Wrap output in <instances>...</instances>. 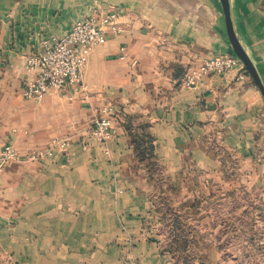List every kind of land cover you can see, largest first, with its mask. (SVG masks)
I'll use <instances>...</instances> for the list:
<instances>
[{
    "label": "crops",
    "instance_id": "1",
    "mask_svg": "<svg viewBox=\"0 0 264 264\" xmlns=\"http://www.w3.org/2000/svg\"><path fill=\"white\" fill-rule=\"evenodd\" d=\"M208 3V20L197 25L198 16L182 17L174 0H0V150L13 138L22 156L47 152L40 164L20 160L0 173V249L30 214L48 210L56 188L74 184L80 193L89 185L94 199L106 196L107 228L112 208L124 214L117 225L128 226L134 204L153 211L157 195L170 207L190 204L214 180L228 187L227 154H256L264 96L241 60L225 75L205 76L198 89L182 85L205 56L232 52L221 4ZM231 5L236 34L264 82V0ZM110 10L122 31L92 51L86 89L51 92L40 105L28 99L26 56L84 16ZM108 108L115 137L104 144L90 130ZM55 138L70 140L68 149L55 147Z\"/></svg>",
    "mask_w": 264,
    "mask_h": 264
},
{
    "label": "rangeland",
    "instance_id": "2",
    "mask_svg": "<svg viewBox=\"0 0 264 264\" xmlns=\"http://www.w3.org/2000/svg\"><path fill=\"white\" fill-rule=\"evenodd\" d=\"M174 1L180 6L182 17L190 16L192 20L198 16L197 25H204L205 17L208 20L204 8L210 5L208 2L214 4V0ZM225 54L237 57L232 48L231 53H214L203 59ZM202 62L192 71L198 70ZM24 67L29 74L27 83L34 71L26 65V60ZM202 81L201 78L197 87L192 89H198ZM182 85L185 86L183 80ZM71 87L77 91L85 90V80L84 87ZM64 89L66 87L53 89L48 94ZM44 98L41 101L28 99L40 105ZM106 111L110 112L106 115L110 118L112 108ZM93 128L90 136L100 142L93 134ZM114 137L112 125V139ZM8 145L17 154L3 159L2 154ZM256 151L255 155H226L228 187L221 184V180H214L207 195H200L180 208L168 206L164 196L157 195L152 198L153 211H140L136 209L137 204H134V210L127 211L125 220L128 226L117 225L124 214L112 208V228H107L108 215L101 206L106 196H99V199L95 196L94 199L89 185L80 193L73 188L74 184L68 188L64 186L61 193L56 188V195L47 196L48 210L40 209L30 214V223L19 226L7 247L0 249V264H264L263 141ZM46 154L43 149H36L22 156L10 138L0 150V173L20 160L30 166L40 164ZM38 204L36 207L42 208L41 203ZM145 218H149L150 224L141 226L139 220Z\"/></svg>",
    "mask_w": 264,
    "mask_h": 264
},
{
    "label": "built area",
    "instance_id": "3",
    "mask_svg": "<svg viewBox=\"0 0 264 264\" xmlns=\"http://www.w3.org/2000/svg\"><path fill=\"white\" fill-rule=\"evenodd\" d=\"M119 14L110 10L100 18L96 14L77 20L63 35L45 38L38 52L26 56V65L34 75L25 85L24 95L37 101L53 89L70 86L84 87V71L92 51L107 41L109 33H119ZM240 61L232 54L218 55L203 59L198 70L190 71L183 78L188 88H196L200 79L211 75H225ZM93 134L100 142L112 139V121L102 117L94 125ZM54 146L66 150L70 145L66 140H54ZM15 149L8 145L2 154L3 159L15 156Z\"/></svg>",
    "mask_w": 264,
    "mask_h": 264
},
{
    "label": "water",
    "instance_id": "4",
    "mask_svg": "<svg viewBox=\"0 0 264 264\" xmlns=\"http://www.w3.org/2000/svg\"><path fill=\"white\" fill-rule=\"evenodd\" d=\"M221 4L225 14V21L227 26L228 36L236 56L242 61L246 70L260 89L264 96V82L247 51L241 44L235 30L233 10L231 5V0H221Z\"/></svg>",
    "mask_w": 264,
    "mask_h": 264
},
{
    "label": "trees",
    "instance_id": "5",
    "mask_svg": "<svg viewBox=\"0 0 264 264\" xmlns=\"http://www.w3.org/2000/svg\"><path fill=\"white\" fill-rule=\"evenodd\" d=\"M249 74V73H248Z\"/></svg>",
    "mask_w": 264,
    "mask_h": 264
}]
</instances>
